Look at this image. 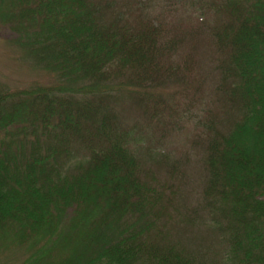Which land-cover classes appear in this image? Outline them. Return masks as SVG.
I'll use <instances>...</instances> for the list:
<instances>
[{
    "label": "trees",
    "instance_id": "obj_1",
    "mask_svg": "<svg viewBox=\"0 0 264 264\" xmlns=\"http://www.w3.org/2000/svg\"><path fill=\"white\" fill-rule=\"evenodd\" d=\"M151 1L0 0L48 77L0 85L18 264H264V0Z\"/></svg>",
    "mask_w": 264,
    "mask_h": 264
},
{
    "label": "rangeland",
    "instance_id": "obj_2",
    "mask_svg": "<svg viewBox=\"0 0 264 264\" xmlns=\"http://www.w3.org/2000/svg\"><path fill=\"white\" fill-rule=\"evenodd\" d=\"M157 0H152L150 5L152 10H156ZM152 12V11H151ZM167 15L163 14L162 18H166ZM10 32L4 28H0V85L9 86V87H26L36 81L47 82L48 77L44 71H41L37 68H33L31 64L25 59L21 52L17 51L8 43ZM166 96H170L173 100L179 101L180 89L178 86L171 87L167 92ZM187 135V132H182L175 137V147H173L174 155L178 156L187 151L189 155L190 162V144L185 143L184 137ZM143 142V140H142ZM186 171L190 172V165L186 167ZM187 187L186 189L190 190L189 180L186 178ZM193 198V197H191ZM12 251H3L0 254V264H4L5 260L9 264H18L19 257L22 251L16 250L12 247ZM11 253H14L11 254Z\"/></svg>",
    "mask_w": 264,
    "mask_h": 264
}]
</instances>
